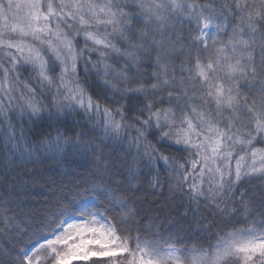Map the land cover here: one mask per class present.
<instances>
[{"label":"snow or ice","instance_id":"obj_1","mask_svg":"<svg viewBox=\"0 0 264 264\" xmlns=\"http://www.w3.org/2000/svg\"><path fill=\"white\" fill-rule=\"evenodd\" d=\"M89 257L264 264V0H0V264Z\"/></svg>","mask_w":264,"mask_h":264},{"label":"trees","instance_id":"obj_2","mask_svg":"<svg viewBox=\"0 0 264 264\" xmlns=\"http://www.w3.org/2000/svg\"><path fill=\"white\" fill-rule=\"evenodd\" d=\"M25 76L27 75V73L24 74ZM167 211V210H165ZM99 258H93V259H90L88 261H78V262H74L72 264H93L94 261H98Z\"/></svg>","mask_w":264,"mask_h":264},{"label":"rangeland","instance_id":"obj_3","mask_svg":"<svg viewBox=\"0 0 264 264\" xmlns=\"http://www.w3.org/2000/svg\"><path fill=\"white\" fill-rule=\"evenodd\" d=\"M93 258H96V257H89L88 260L93 259ZM88 260H87V261H88ZM78 261H84V260H81V259H73V260L70 262V264H72V263H74V262H78Z\"/></svg>","mask_w":264,"mask_h":264}]
</instances>
